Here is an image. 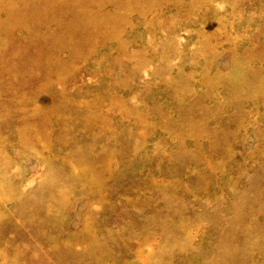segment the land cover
Masks as SVG:
<instances>
[{"label":"rangeland","instance_id":"374dc122","mask_svg":"<svg viewBox=\"0 0 264 264\" xmlns=\"http://www.w3.org/2000/svg\"><path fill=\"white\" fill-rule=\"evenodd\" d=\"M29 1L0 0V264H264V0Z\"/></svg>","mask_w":264,"mask_h":264},{"label":"bare ground","instance_id":"6f19581e","mask_svg":"<svg viewBox=\"0 0 264 264\" xmlns=\"http://www.w3.org/2000/svg\"><path fill=\"white\" fill-rule=\"evenodd\" d=\"M15 1H17V0H15ZM20 1H21V0H20ZM31 1H32V0H31ZM31 1H29L28 3H30ZM36 1H37V0H36ZM38 1H40V0H38ZM38 1H37V3H38ZM48 1H49V0H46V2H48ZM52 1H53V0H52ZM55 1H56V0H55ZM68 1H69V0H68ZM71 1H72V2H71V5H72V7L74 8V7H75V2H74V0H71ZM2 3H3V2H2ZM18 3H19V1H18ZM23 3H24V0H23ZM28 3H27V4H28ZM32 3H33V1H32ZM37 3H36V4H37ZM40 3H41V5L43 4V2H40ZM49 3H50V4L52 3L51 0H50ZM49 3H47V4H48V7L50 8ZM27 4H25V5L27 6ZM33 4H34V3H33ZM38 4H39V3H38ZM18 5H19V4H17V6H18ZM20 5H21V4H20ZM30 5H31V3H30ZM43 5H44V4H43ZM43 5H42V6H43ZM45 5H46V4H45ZM17 6L14 7V8H17ZM32 6H33V5H32ZM32 6H31V7H32ZM34 6H35V5H34ZM36 6H37V5H36ZM51 6H53V3L51 4ZM19 7H20V6H18V9H19ZM21 7H23V4H22ZM24 7H25V6H24ZM28 7H29V5H28ZM28 7H27V8H28ZM39 7H41V6L39 5ZM53 7H54V6H53ZM14 8H13V9H14ZM13 9H11V10H13ZM18 9H16V10H18ZM21 9H22V8H21ZM33 9H34V8H33ZM33 9H31V11H32ZM36 9L38 10V7H36ZM77 9H78V12H83V11H84V12H87V8H86L85 6H82V5H78ZM23 10H25V8H23ZM23 10H22V11H23ZM34 10H35V9H34ZM40 10H41V9H40ZM46 10H47V9H46ZM25 11H28V10L26 9ZM25 11H23V12L25 13ZM41 11H42V10H41ZM43 11H44V10H43ZM3 12H4V10H3ZM8 12H10V13H11V12H14V14L16 13L14 10H13V11H10V8H9V11H8ZM28 12H30V11H28ZM46 12H47V11H46ZM5 13H6V11H5ZM37 13H39V12H37ZM41 13H42V12H41ZM11 14H12V13H11ZM9 15H10V14H9ZM9 15H8V19L6 18L7 20H9ZM22 15H24V14H22ZM27 15H28L30 18H32L31 16H33L34 13H32L31 16L29 15V13H28ZM27 15H26V16H27ZM37 15H38V14H37ZM10 16H11V15H10ZM12 16H13V15H12ZM15 16H16V15H15ZM41 16H42V15H41ZM41 16H40V18H43V17H41ZM6 17H7V16H6ZM13 17H14V16H13ZM35 17H36V12H35ZM38 17H39V16H38ZM38 17H37V18H38ZM19 18H20V17H19ZM25 18H26V17H25ZM0 19H1V17H0ZM6 19L4 20V18H3V20L5 21V23L7 22ZM11 19H12V18H11ZM27 19H28V17H27ZM3 20L1 19L0 23L4 25V23H2ZM13 20H14V18H13ZM30 20H31V19H30ZM14 21H15V20H14ZM18 21H19V20H18ZM20 21H22V20H20ZM20 21H19V22H20ZM32 21H35V20L32 19ZM40 21H41V19H40ZM9 22H10V21H9ZM15 22H16V21H15ZM23 22H25V21H23ZM27 22H28V20H27ZM36 22H37V21H36ZM17 23H18V22H17ZM17 23H16V24H17ZM29 23H30V22H29ZM38 23H39V22H38ZM41 23H42V22H41ZM96 23L98 24V26H101L98 22H94V23H93V26H94V25L97 26ZM108 23H110V22H108ZM1 24H0V27H1ZM21 24H22V26H23L24 23H21ZM25 24H26V23H25ZM42 24H43V23H42ZM7 25H8V24H7ZM7 25H5V26L7 27ZM28 25H29V24H28ZM31 25H32V22H31ZM39 25H41V24H38L37 26H39ZM70 26H71V25H70ZM76 26H77V25H76ZM19 27H20V25H19ZM24 27H25V25H24ZM29 27H31V26L29 25ZM32 27H33V26H32ZM32 27H31V28H32ZM66 27H67V26H66ZM101 27H103V26H101ZM9 28H10V27H9ZM22 28H23V27H22ZM87 28H88V27H87ZM25 29H26V27H25ZM15 30L17 31V29H15ZM18 30H19V29H18ZM20 30H21V29H20ZM38 30H39V29H38ZM85 30H87V29H85ZM85 30H84V31H85ZM1 31H3V29H2ZM24 31H25V30H24ZM35 31H36V30H35ZM78 31H79V29H78ZM18 32H19V31H18ZM18 32H17V33H18ZM29 32H31V31L29 30ZM80 32H81V30H80ZM22 33H23V32H22ZM26 33H27V32H26ZM26 33H25V34H26ZM38 33H39V31H38ZM38 33H37V34H38ZM40 33H41V32H40ZM74 33H76V32H74ZM84 33H87V32L85 31ZM84 33H80V35H81V34L85 35ZM28 34H29V33H28ZM34 34H35V33H34ZM0 35H1V34H0ZM39 35H40V34H39ZM87 35H88V34H87ZM24 36H25V35H24ZM31 36H33V35H31ZM28 37H30V36L28 35ZM3 38H5V37H3ZM36 38H37V37H36ZM1 39H2V38H1ZM26 39H27V37H26ZM26 39H25V40H26ZM28 39H29V38H28ZM38 39H39V38H38ZM4 40H7V38L3 39V41H4ZM23 41H24V38H23ZM25 42H26V41H25ZM2 43H3V42H2ZM5 43H6V42H5ZM5 43H4V44H5ZM0 44H1V43H0ZM36 44H37V43H36ZM7 45H8V44H7ZM1 47H2V48H4V47L6 48L5 45H4V46L1 45ZM19 48H21V47H19ZM1 51H4V49L1 50ZM1 51H0V53H1ZM18 52H22V51L19 49ZM18 52H15V53H18ZM15 53L13 52L11 55L13 56V54H15ZM1 54H3V53H1ZM1 54H0V55H1ZM5 54H6V53H5ZM18 54H19V53H18ZM36 54H38V53H36ZM20 55H21V54H20ZM24 55H25V54H24ZM2 56H4V54H3ZM2 56H1V58H2ZM15 56H16V55H15ZM19 57L21 58V56H19ZM45 57H46V56H45ZM3 58H6V57H3ZM3 58H2V59H3ZM8 58H9V57H7L6 60H7ZM25 58H26V57H25ZM33 58H34V57H33ZM47 58H48V57H47ZM2 59H1V60H2ZM4 60H5V59H4ZM39 60H40V59H39ZM45 60H46V59H45ZM45 60L43 59L44 62H47V61H48V60H47V61H45ZM11 61H12V60H11ZM17 61H18V60H17ZM49 61H50V60H49ZM2 62H3V61H2ZM38 63H39V62H38ZM42 63H43V62H42ZM42 63H39V65H40V64L42 65ZM14 64H15V63H14ZM35 65H37V64H35ZM41 65H40V66H41ZM43 65H46V64L43 63ZM43 65H42V67H43ZM47 67H48V66H47ZM40 68H41V67H40ZM38 69H39V68H38ZM40 70H41V69H39V71H40ZM45 70H46V69H45ZM47 70H48V69H47ZM47 72H48V71H45V73H47ZM45 73H43V74H45ZM48 73H49V72H48ZM39 74H40V73H39ZM41 74H42V73H41ZM41 74H40V75H41ZM42 76H43V75H42ZM40 77H41V76H40ZM47 77H48V76H47ZM243 80H244V79H243ZM246 80H248V79H246ZM239 81H240V80H239ZM252 84H253V83H252ZM254 84H255V83H254ZM257 84L259 85V83H257ZM257 84H256V85H257ZM240 85H241V84H240ZM248 85H249V84H248ZM249 87H250V86H249ZM252 90H253V89H252ZM231 92H232V91H231ZM77 160H78V159H77ZM73 169H74V168H73ZM15 197H16V196H15ZM47 197H48V196H47ZM51 198H52V197H51ZM16 202H17V201H16ZM37 206H38V205H37ZM37 208H38V207H37Z\"/></svg>","mask_w":264,"mask_h":264}]
</instances>
